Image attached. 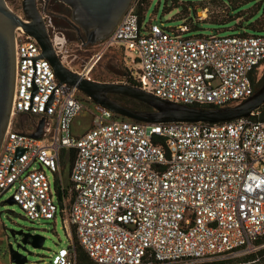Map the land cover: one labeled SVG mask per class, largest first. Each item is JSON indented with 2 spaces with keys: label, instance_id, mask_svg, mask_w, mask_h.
<instances>
[{
  "label": "built area",
  "instance_id": "1",
  "mask_svg": "<svg viewBox=\"0 0 264 264\" xmlns=\"http://www.w3.org/2000/svg\"><path fill=\"white\" fill-rule=\"evenodd\" d=\"M138 2L131 0L100 49L75 72L90 77L95 62L117 46L124 55L134 52L138 62L135 74L127 66L123 82L130 77L163 99L218 107L254 92L252 75L264 64V32L189 34L190 6L181 23L163 27L152 17L145 21ZM36 4L55 53L74 71L77 55L65 31L47 11V0ZM220 4L224 12L228 4ZM193 8L196 20L213 12L208 1ZM14 11L23 18L21 7ZM14 53L0 196L10 192L30 219L55 218L59 211L70 234L100 264H199L255 248L264 236V118H253L256 111L216 123L144 122L93 102L91 126L74 135L71 122L83 107L79 90L58 82L21 25L14 28ZM22 113L34 118L32 130L18 127ZM40 118L42 134L34 137ZM69 148L75 149L69 197L60 202L46 171L58 178L61 152ZM72 243L52 252L50 263L75 264Z\"/></svg>",
  "mask_w": 264,
  "mask_h": 264
},
{
  "label": "water",
  "instance_id": "2",
  "mask_svg": "<svg viewBox=\"0 0 264 264\" xmlns=\"http://www.w3.org/2000/svg\"><path fill=\"white\" fill-rule=\"evenodd\" d=\"M70 9L68 21L76 30L86 33L85 42L103 39L117 24L131 0H60ZM21 18L12 10L6 0H0V144L7 128L15 82L14 28L21 25L26 34L38 43L41 53L46 58L59 83L74 85L92 102L100 104L112 112L134 120L144 122L166 121H202L216 123L229 121L238 117H247L264 102V81L254 92L237 104L218 107H202L172 102L147 92L137 85L116 81H99L83 76L65 66L55 53L44 19L37 7L36 0H21ZM120 94L141 101L151 109H137L124 106L110 95ZM50 101V100H49ZM48 101V103H49ZM43 118H40L36 129L30 133L34 137L42 134ZM19 153L22 149H18ZM11 196L0 201V204L13 203ZM22 238L15 246L8 245L12 264H24L25 257L19 251L29 243L40 247L44 237L38 233H29L22 228L15 230ZM29 235L27 242L25 236ZM23 257V258H22Z\"/></svg>",
  "mask_w": 264,
  "mask_h": 264
},
{
  "label": "rangeland",
  "instance_id": "3",
  "mask_svg": "<svg viewBox=\"0 0 264 264\" xmlns=\"http://www.w3.org/2000/svg\"><path fill=\"white\" fill-rule=\"evenodd\" d=\"M13 10H18L21 7V0H7ZM190 3V11L188 18L193 20V29L189 34H212V33H239L248 32L260 33L252 29L249 24L257 20L258 18L264 19V0H221L223 3L236 5V8H230V12L234 15L241 14V18L237 20L240 25H236L235 19H227L222 22H216L210 18L203 20H196L193 6L209 3V9L213 14L212 17L220 16L221 4L218 0H149L144 11V20L148 21L149 17H152V21L163 26H176L182 22V16L186 13L187 3ZM220 4V5H219ZM219 5V6H218ZM184 7V8H183ZM67 32V31H66ZM70 35V33L68 32ZM71 36V35H70ZM101 41L97 42L93 46L80 47L79 42L72 38L68 41V47L70 52L75 53L77 56L74 60L72 68L80 71L82 69L83 61L90 57L93 53L100 49ZM126 55V57H125ZM115 46L110 50H107L102 56L95 62L91 68L89 75L90 78H98L102 81H116L123 82L126 79L124 73L127 66L135 74L138 69V62L135 61L136 54L132 51H126V53ZM254 87L258 88L264 81V64L258 66L253 75ZM82 102V109L77 115H75L71 122V133L74 135H81L86 129L91 126L92 114L91 110L94 109L93 102L82 92L77 93ZM123 117V116H121ZM18 120L21 122V127H28V118L24 116H18ZM71 166L69 160L68 149H65L64 153L60 156V171L58 178L65 186L69 187L68 171ZM53 187L55 175L47 170L46 171ZM10 192L6 191L0 196V201L8 198ZM67 200V205H68ZM28 229L32 232L38 233L44 237V241L40 247H33L30 244H26L24 249L20 248V252L26 261L24 264H51L50 256L59 246L68 245L69 241H73L74 234H70L66 227L63 215L57 211L55 218H28L20 206L13 203L0 204V264H12L8 253V245L12 243L13 246L18 242L14 236H12V230ZM256 248V246H255ZM254 248V249H255ZM241 253L231 254L230 256L240 255ZM22 257V258H23Z\"/></svg>",
  "mask_w": 264,
  "mask_h": 264
},
{
  "label": "trees",
  "instance_id": "4",
  "mask_svg": "<svg viewBox=\"0 0 264 264\" xmlns=\"http://www.w3.org/2000/svg\"><path fill=\"white\" fill-rule=\"evenodd\" d=\"M148 1L149 0H139L138 5H137L138 6L137 10H138L140 16H142L143 11H144ZM218 1L220 3H222L221 0H218ZM242 1H245V0H242ZM182 2H184V1H181V3ZM241 2L237 3L236 5L228 4V6L225 8L224 12H220V16L215 17L216 16L215 15L214 17H212L211 15L214 13L213 12L208 18H210L211 20L216 21V22H222V21H225L227 19H235L237 22L236 25H240L238 18H241V14L237 13L234 15L233 13L230 12L231 11L230 8H236L238 6V4H240ZM184 3H187V5L189 6L191 2H189V3L184 2ZM202 5H204V4L202 3L201 6ZM46 9L49 13H52L53 21L57 25H59L61 28H63V30L65 31L66 34L69 32L73 38L78 37L75 29L71 26V24L66 19V18L70 17V9L63 11V12L60 10H57L55 5H53L51 1L48 2ZM185 10L187 12V7ZM54 12H57L59 15L63 14L66 18L56 15ZM249 26L252 29L264 32V19L258 18L254 22L250 23ZM193 27L194 26H191V29H193ZM239 33L247 34L248 32L243 31V32H239ZM253 33H257V32H253ZM126 71H127V69H126ZM92 79L102 81V80H100L98 78H94V77ZM126 82L129 84H132V85H137L136 81H134L130 77L127 78ZM253 85H254V80H253ZM256 89L257 88L254 87V90H256ZM110 96L114 100L119 102L120 104L127 106V107L137 108V109H151V107L149 105H147L141 101L132 99L130 97H126V96H123L120 94H111ZM202 107H206V106H202ZM254 112H255V114H252L253 118L263 119L264 118V102L258 108H256L254 110ZM19 116H24V117L28 118L29 122H28V127L23 128V127H21L22 124L19 121L18 127L24 131L32 130V124H33L34 118L32 116H30L29 114H26V113L19 114ZM64 151H65V149L62 150L61 155L64 153ZM68 152H69V160L72 163L74 156H75V149L69 148ZM53 188H54V191L56 193L58 201L61 202L63 198L69 197L68 190H67L68 186H66V188H61L59 185V179L58 178L54 179ZM71 200H72V197L70 198V201ZM254 244H255L256 248L253 249L252 251H249L246 253H241L240 255H235V256L233 255V256H226L223 258H215L211 261H207V262H203V263H199V264H264V236L257 238L255 240ZM71 247L73 248V251H74L75 264H100L88 256V254L85 252V250L78 244L75 237H73V243H72Z\"/></svg>",
  "mask_w": 264,
  "mask_h": 264
},
{
  "label": "flooded vegetation",
  "instance_id": "5",
  "mask_svg": "<svg viewBox=\"0 0 264 264\" xmlns=\"http://www.w3.org/2000/svg\"><path fill=\"white\" fill-rule=\"evenodd\" d=\"M49 1H51L52 2V4L53 5H55V7L57 8V10H60V11H66V10H68L69 9V7L65 4V3H63L62 1H60V0H47V4H48V2ZM47 4H46V7H47ZM56 15H58V16H61V17H64V18H66L63 14H58L57 12H54ZM67 20H68V18H66ZM69 22V21H68ZM70 23V22H69ZM71 24V23H70ZM74 29H75V27L73 26V25H71ZM75 31H76V34L78 35V37L77 38H74V40L75 41H77V42H79L80 43V45H81V47H88V46H93V45H95L97 42H100L101 40H103V39H99V40H96V41H94V42H85L86 41V33L81 29V30H76L75 29ZM66 34V33H65ZM67 36V39L70 41L73 37H72V35L70 36L68 33L66 34ZM70 37V38H69ZM125 73H126V71H125ZM124 73V76L126 75ZM23 231H25V232H29V233H35V232H32V231H30V230H28V229H23ZM12 236H14L16 239H18V242H19V240L23 237L22 236V234H16L15 233V230H12ZM25 239L27 240V242L30 240V236L29 235H27V236H25ZM17 242V243H18ZM16 243V244H17ZM10 244V243H9ZM12 244V243H11ZM27 244H29V243H27ZM13 245V244H12ZM19 250H20V247L18 248Z\"/></svg>",
  "mask_w": 264,
  "mask_h": 264
}]
</instances>
